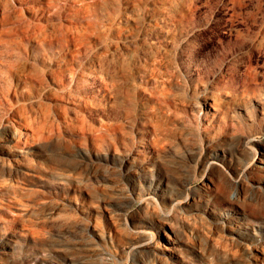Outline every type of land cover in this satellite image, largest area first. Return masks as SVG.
<instances>
[{
	"label": "rangeland",
	"instance_id": "rangeland-1",
	"mask_svg": "<svg viewBox=\"0 0 264 264\" xmlns=\"http://www.w3.org/2000/svg\"><path fill=\"white\" fill-rule=\"evenodd\" d=\"M0 12V264H264V0Z\"/></svg>",
	"mask_w": 264,
	"mask_h": 264
},
{
	"label": "bare ground",
	"instance_id": "bare-ground-1",
	"mask_svg": "<svg viewBox=\"0 0 264 264\" xmlns=\"http://www.w3.org/2000/svg\"><path fill=\"white\" fill-rule=\"evenodd\" d=\"M4 11V10H3ZM9 12V11H8ZM7 12V13H8ZM1 13V12H0ZM5 13V12H4ZM7 13H5V14H3V15H6ZM10 13V12H9ZM2 15V16H3ZM8 15L9 14H7V16H6V18L5 17H0V30H1V28H3L7 23H8V19H7V17H8ZM1 18H4V19H2L1 20ZM2 32H3V30H2ZM3 33H5V32H3ZM207 103H208V101H206ZM16 133H18V138H19V140H20V136H21V133L19 134V132H16ZM137 152L138 153H141V149H138L137 150ZM209 191L210 192H212V189H209ZM238 195V192H234V193H232V195H231V199H235L236 198V196ZM228 210H229V212L228 213H226V212H223L222 214L225 216L226 214H227V216L228 217H230V216H233V215H240L241 214V209H239V208H237V206L235 207V206H232L231 208H228ZM233 219L235 218L236 219V217L234 216V217H232ZM244 221H246V220H244ZM248 223H250V222H248ZM256 225H258L259 227H260V230L261 231H264V224L263 223H261V224H259L258 222H256L255 223ZM241 228H244L245 229V231L247 232L248 230H250L252 227H251V224H248V225H244V226H242V224H239V226L236 228V229H234L235 230V232H236V234L240 237V239H243V241H245L246 243L247 242H254V245H253V247L255 248V249H258V250H260L259 249V247H261L260 246V244H261V242L259 241V240H261L262 238H263V236H264V232H259V233H256V232H253L256 236H258L259 238V240L258 239H255V238H250L249 236H247V235H245V231H242L241 230ZM254 230V229H253ZM232 234V233H231ZM235 235V234H234ZM253 237V236H252ZM182 242V243H186L185 241H183V240H177V242ZM143 245H146V246H150V243H144ZM186 245H187V243H186ZM192 249L194 250V251H197V250H199V248L195 245V244H193V246H192ZM169 252L167 253L168 254V256H170V257H173V258H176V252H175V249L174 248H171V249H169L168 250ZM261 251V253H263V250H260ZM264 254V253H263ZM178 255V254H177ZM261 258H255V260H257L258 262H259V260H260ZM181 260H184V259H182L181 258ZM259 263H261V262H259Z\"/></svg>",
	"mask_w": 264,
	"mask_h": 264
}]
</instances>
